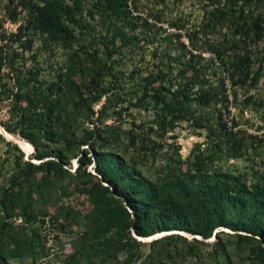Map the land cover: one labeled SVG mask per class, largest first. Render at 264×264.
Segmentation results:
<instances>
[{
    "label": "trees",
    "instance_id": "trees-1",
    "mask_svg": "<svg viewBox=\"0 0 264 264\" xmlns=\"http://www.w3.org/2000/svg\"><path fill=\"white\" fill-rule=\"evenodd\" d=\"M263 5L264 0H204L201 24L204 32L217 27L220 31L227 26L232 27L234 35L243 38L241 42L230 40L228 46L218 39L207 44L225 65L231 84H244L247 80L252 86L259 78L260 61L254 71H249V53L262 37ZM134 10L136 6L128 7V0H8L5 5L11 21L15 22L21 12L23 20L14 31L0 32V101L9 99L11 102L7 119L0 121V125L6 132L26 141L34 150L32 158L38 162L21 161L22 152L12 145L17 151L13 158L15 171L8 174L6 184L0 189V213L5 217L0 224V243L6 244L4 251L0 249V262L6 257L33 254L34 246L41 254L42 249L47 251L39 235L44 216L36 219V215L25 210L31 206L32 197L45 199L42 190L51 180L64 174L72 177L63 165L75 157L76 174L92 158L93 170L99 179L86 190L90 206L86 213L80 215L79 211L65 205L60 215L62 205H58L48 218L56 237L64 228V216L77 217L87 223L82 227L78 221H72L81 226V230L71 243L67 262L162 264L163 259L195 256L196 244L202 243L196 236L202 239L213 236L212 249L205 253L213 264H217L219 256L229 259L228 243L235 244V251L247 258L248 264H264V183L257 178L246 181L242 174L211 164L214 153L221 152L233 135L221 121L218 109L216 136L211 129L214 147L211 155L198 151L195 145L197 152L185 162L183 169L175 168L162 177L149 179L123 163L111 150L112 140L120 134L126 135L129 142L134 138L131 131H119L113 124L102 121L109 100L104 96L108 89L103 78L108 77L111 85L118 84L108 62L114 52L110 47L112 41L119 39L124 43L129 38H140L143 44L148 43L144 34L137 33L138 22L145 29L151 24L146 18L133 15ZM148 15L155 21L158 19L150 9ZM118 22L122 25L127 22V30L122 31ZM170 25L181 27L175 23ZM198 32L193 30V37ZM35 35L40 37L41 44L68 52L63 68L59 67L55 79L46 85L39 79L38 66L25 65L23 53L31 48ZM80 40L82 42L78 43ZM93 40L96 44L91 43ZM178 44L184 48L183 43ZM233 47L240 53L227 56L226 50ZM186 53L188 57L182 63L178 56L168 57V69L159 68L141 77L133 106L153 110L151 125L138 139L141 148L148 146L147 141L154 144L150 133L162 137L177 121H190L196 128L209 127V120L196 110L226 100L224 77L217 73L213 62L209 61L206 67L196 65L191 60L200 59L199 54ZM30 55L34 58L32 53ZM171 59L174 71L169 65ZM206 68L215 76V84L204 71ZM74 69L79 76L77 81H72L76 74ZM186 70L191 71L188 76L184 75ZM66 95L69 109L63 111L61 99ZM103 96V103L94 109L93 105ZM21 101L23 104L19 105ZM246 101L253 102L254 97L247 95ZM84 122L93 123V127L80 128ZM221 136H224V145ZM36 174L39 176L35 177ZM15 216L20 217L19 224L9 222ZM28 221L36 222L38 227H26ZM6 227L10 228V233L5 231ZM28 228L30 232L26 233ZM221 228L233 232H224ZM131 230L139 238L170 230L185 231L193 237L187 240L178 233L165 234L148 241L147 252L142 253L141 242ZM121 252L124 256L118 260Z\"/></svg>",
    "mask_w": 264,
    "mask_h": 264
},
{
    "label": "rangeland",
    "instance_id": "rangeland-1",
    "mask_svg": "<svg viewBox=\"0 0 264 264\" xmlns=\"http://www.w3.org/2000/svg\"><path fill=\"white\" fill-rule=\"evenodd\" d=\"M156 1L157 3L155 4ZM7 3L8 0H0L1 33L14 31L17 24L23 20V12L18 15L15 22L9 19L7 11H5ZM133 5L136 6V10L132 14L146 18L151 26L145 29L138 22L139 31L137 33L138 35H141L139 32L144 34L148 43L143 44L140 38H129V41L124 43L116 39L112 41V46H110L114 52L108 59V62L112 67V72L117 77L115 80L118 81V84L117 86L111 85L108 77L103 78V84L108 89L104 96L109 97V100L106 103V115L102 117V121L104 124H113L119 131H131L134 133L132 142H129L128 137L122 134L118 138L113 139L111 150L123 163L138 170L149 179L162 177L175 168L183 169L185 162L192 159V155L197 152L195 145H198V151L200 150L203 154L211 155V151L214 149L211 143V140H213L211 129L214 130L213 133L216 136L218 133V128L216 127V113L218 109L221 121L224 122L233 135L229 138L221 152L216 151L214 153L215 156L211 164L213 167H218L224 171L242 174V177L246 181H253L257 178L264 183V30L261 39L258 43L252 45L249 53V71H254L260 61V75L257 82L252 86L248 85L247 80L244 84H231L227 79V73L224 69L225 65L216 57V51L211 52L207 48V44L211 40L218 39L224 46H228L230 40L241 42L243 38L242 36L234 35L232 27L227 28V26L221 28L220 31H218L217 27L213 31L204 32L205 28L201 27L204 14V0H128V7L132 8ZM149 9L151 13L158 17L156 21L153 19V16L148 15ZM261 13L263 15L262 27L264 29V5ZM95 19H93V23H95ZM120 23L118 22L122 27V31H126L127 22H122L123 25ZM171 23L181 25V27L177 28L174 25H170ZM98 27L96 24L95 28L99 32L100 29ZM193 30L199 31L194 37L192 35ZM200 30L203 31V34ZM131 34L132 32H130ZM175 34H178V36ZM187 35L190 38L187 39ZM81 42L82 40L78 43ZM179 42L183 43L184 48L180 47ZM78 43L74 44L73 47H77ZM91 43L96 44V40L91 41ZM186 51L194 55L199 54L200 59L194 57L191 60L196 65L199 64L206 67L210 65L209 61L213 62L217 73L224 77L226 100L222 103H216L207 108L196 110V112L203 113L209 120V127L196 128L191 125L190 121H177L174 127L170 130L168 129L162 137H155L153 133H150V139L154 140V144L147 141L146 144L148 146L141 148L138 139L141 135H144L146 127L151 125L150 120L153 113L151 109L133 106V102H135L139 94V86L142 83L141 77L149 72H155L159 68L164 71L168 69V67L166 68L168 57L178 56L182 63L188 57ZM226 51L227 56H234L240 53V50L235 47L232 50L227 49ZM31 53L34 58L30 55ZM23 55L26 58L25 65L34 64L39 67V79L43 85H46L50 80L55 79L56 70L59 67L63 68L68 57V52L57 46L41 44L40 37L35 35L31 48L28 51H24ZM30 56L32 57L31 59ZM169 65H171L172 71H174L173 67L175 64H173L172 59ZM204 71L207 73L209 79L212 80V84H215V76L209 74V68H206ZM75 72L76 74L72 76V81L79 80L76 69H74ZM190 73V70H186L184 75L188 76ZM235 78L236 76H234ZM180 80L182 81V78ZM247 95H252L254 101H246ZM104 96L93 105L94 109L100 107L104 101ZM68 99L67 95L61 99L63 111H68L69 109ZM22 104L23 101L19 103V105ZM9 105H11L9 99H2L0 101V121L7 119V107ZM118 110L120 111L118 112ZM94 117L95 115L92 119ZM82 127L90 129L93 127V123L84 122L80 128ZM11 135L16 139L5 135L10 138L8 139L0 133V189L6 184L8 174L14 170L13 158L17 154V151L13 149L12 145H15L22 152L21 161L38 162V160L32 158L34 153L33 148L26 141L20 139L18 135ZM11 139L18 141L19 144L20 142L26 143L29 146L28 149L20 145L26 151H29V153L26 154L25 151L24 153L22 151L23 148L18 145L22 149L20 150ZM220 139L223 144L224 136H221ZM82 147H85V145H82ZM232 151H234L233 154ZM89 155L91 156V151H89ZM76 166L77 161L73 157L66 165H63V168L72 177L64 174L51 180L47 187L42 190L45 199H35L32 197V204L30 203L31 206L26 208L25 211L36 215V219L42 216L50 218L53 208L58 205H62L58 211L60 215H63L65 205L79 211L80 215L86 213L90 207L86 190L89 184L95 183L96 178H99L93 170L92 158L89 164H84L80 167L78 174L74 172ZM38 176L39 174L35 175V177ZM45 211L46 213H44ZM64 217V228L63 230H59L58 239L53 242L51 247L43 243L47 251L42 249L43 253L41 254L38 252L39 248L34 246L33 254L6 257L0 264H73V262H67L66 255L71 249L73 239L76 237L78 231L81 230V226L84 227L87 223L77 217ZM3 218L5 217L0 213V224ZM73 220L78 221L81 226L74 225ZM12 221V219H9L10 223ZM26 225V227H38L36 222L33 223L31 221H28ZM221 229L224 232H233L226 228ZM5 231L10 233V228L6 227ZM131 231L132 235L141 242L140 249L142 253L147 252L148 241L165 234L178 233L187 240L193 237V235L185 231L170 230L155 232L151 236L139 238L133 233V230ZM29 232L28 228L26 233ZM196 238L201 240L202 243L196 244L195 256H186L184 259H163L162 264H213V260L208 258L205 253H208L212 249L211 244L215 238L213 236L207 239H202L199 236H196ZM5 246V243H0V249L4 248L3 251L5 250ZM226 247L230 251L229 259L227 260L219 256L216 261L217 264H248L247 258L244 256L240 257L241 254L235 251L234 243H228ZM123 256L122 252L118 253V260H121Z\"/></svg>",
    "mask_w": 264,
    "mask_h": 264
},
{
    "label": "built area",
    "instance_id": "built-area-1",
    "mask_svg": "<svg viewBox=\"0 0 264 264\" xmlns=\"http://www.w3.org/2000/svg\"><path fill=\"white\" fill-rule=\"evenodd\" d=\"M12 220L14 224H19L21 222L19 216L13 217ZM39 235L41 237L42 244L46 243L48 247H51L53 242L57 240L58 237L55 236V231L52 228V225L49 223L48 217L44 218L41 229L39 230Z\"/></svg>",
    "mask_w": 264,
    "mask_h": 264
},
{
    "label": "bare ground",
    "instance_id": "bare-ground-1",
    "mask_svg": "<svg viewBox=\"0 0 264 264\" xmlns=\"http://www.w3.org/2000/svg\"><path fill=\"white\" fill-rule=\"evenodd\" d=\"M0 132L2 133V135L4 136V137H6V136H10V137H13L11 134H9L8 132H6L1 126H0ZM6 135V136H5ZM6 138H8V137H6ZM13 138H15V137H13ZM8 139H10V138H8ZM16 139V138H15ZM12 141H14L17 145H19L21 148H25V149H28L29 148V146L26 144V143H21L20 142V144L23 146H21L20 144H19V142L18 141H16V140H14V139H11ZM23 148V150L26 152V154L27 153H29V151H26L25 149Z\"/></svg>",
    "mask_w": 264,
    "mask_h": 264
},
{
    "label": "water",
    "instance_id": "water-1",
    "mask_svg": "<svg viewBox=\"0 0 264 264\" xmlns=\"http://www.w3.org/2000/svg\"><path fill=\"white\" fill-rule=\"evenodd\" d=\"M1 133V132H0ZM2 134V133H1ZM105 185V184H104Z\"/></svg>",
    "mask_w": 264,
    "mask_h": 264
}]
</instances>
